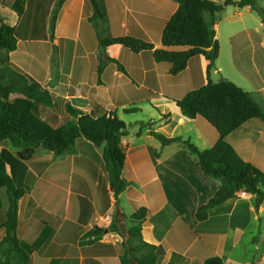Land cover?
Returning <instances> with one entry per match:
<instances>
[{"label":"crops","instance_id":"crops-1","mask_svg":"<svg viewBox=\"0 0 264 264\" xmlns=\"http://www.w3.org/2000/svg\"><path fill=\"white\" fill-rule=\"evenodd\" d=\"M96 1L106 17L100 29L88 0H0V15L16 27L18 37L17 49L1 52L0 60L8 57L11 66L53 97V105L43 107L49 122L61 126L74 120L67 112L71 106L96 117L116 114L127 125L122 179L128 186L119 195L112 189L103 147L85 138L62 156L41 147L31 162L21 161L8 141L0 142L8 173L24 191L16 234L31 249L28 264H123L124 234L141 208L147 209L143 239L166 250L161 264H203L212 256L225 263L263 264L264 202L257 210L255 197L238 196L198 221L199 208L214 197L220 182L202 171L183 144L164 146L153 135L189 140L201 151L217 143L219 134L208 121L185 117L177 105L208 83L209 62L195 57L173 76L171 66L156 62L153 52L101 45L104 38L133 37L162 49V33L178 9L177 1ZM236 10L230 18L240 21L254 12L250 6ZM259 26L261 31L231 33L229 57L242 81L252 87L243 89L264 103L262 21ZM222 71L217 61L213 82L220 81L215 75L225 78ZM262 120L250 121L228 142L264 172ZM4 194L2 190L3 203ZM5 210L0 212V242ZM114 225L119 233L111 230ZM95 229L102 235L88 237Z\"/></svg>","mask_w":264,"mask_h":264},{"label":"trees","instance_id":"trees-1","mask_svg":"<svg viewBox=\"0 0 264 264\" xmlns=\"http://www.w3.org/2000/svg\"><path fill=\"white\" fill-rule=\"evenodd\" d=\"M176 1L178 9L162 33V49L154 50L152 43L133 37L104 38L101 39V45L106 48L119 44L133 53L153 52L156 62L171 66L170 74L173 76L185 71L191 59L199 56L206 58L209 62L208 83L177 101V105L185 117L195 119L200 116L208 121L219 134L217 143L211 149L201 151L189 140L168 138L157 133L153 135L164 146L183 144L197 158L202 171L220 182L214 197L199 208L198 221H206L212 209L238 198L243 192L255 197L258 210L264 202V172L243 159L228 142V137L252 120H264L262 106L250 93L228 79L213 82L211 73L220 56V45L216 38L218 15L229 6L240 9L250 6L258 13L264 25V10L257 6L255 0H226L223 4L210 0ZM88 3L93 9L92 20L97 22L100 29L106 23V17L96 0H88ZM18 13L21 15L23 12L20 10ZM17 47L16 27L5 23L0 15V53H10ZM3 62H6V66H2ZM3 62L0 60V142L8 141L17 150L21 161L31 162L41 147L56 156H62L74 151L79 138H85L96 147H103L112 189L116 195L121 194L128 186L122 179L126 161L122 138L127 125L113 113L96 117L67 106V112L74 120L68 119L65 124L56 126L43 113V107L53 105V97L11 66L8 57ZM8 163L4 153H0V212L5 210L2 190L6 191L8 197L3 223L5 236L0 242V264H28L31 249L21 243L16 234L19 199L24 191L16 188L7 170ZM146 216L147 209H139L132 217V226L123 233V264H161L166 255L163 247L143 239L142 224ZM111 230L119 233L120 227L114 225ZM102 233V230L95 229L88 237H99ZM203 264L232 263H225L221 257L212 256Z\"/></svg>","mask_w":264,"mask_h":264},{"label":"rangeland","instance_id":"rangeland-1","mask_svg":"<svg viewBox=\"0 0 264 264\" xmlns=\"http://www.w3.org/2000/svg\"><path fill=\"white\" fill-rule=\"evenodd\" d=\"M210 1L223 4L226 0H210ZM233 1H241V0H233ZM255 2L259 8H262L264 10V0H255ZM236 11L237 10L235 7L229 6L225 8L217 17L218 21H217L216 26L218 27L216 31H217L218 37L216 38L220 45V56L217 61H218V64L221 65L223 68L221 75H223L225 78L219 75H215L214 77H215V80H217L218 78H220V80L228 79L240 87L242 85L241 88H245L246 90L249 91V89L252 87H249L247 83H244V81H242V77L239 74V71L237 70V68L233 65V63L230 60V57H229V38L230 37L229 36L231 35V33L240 32L244 30V28H250V29L256 30V28L260 27L259 23L261 21V18L258 15V13L255 11L252 12L251 14H245L243 21H240L239 20L240 18H234V19L230 18L232 16V13ZM259 29L261 31V28ZM243 38H244L243 35L238 36L239 40H242ZM255 99L259 101L260 105L262 106L263 112H264V103L260 101L259 96L257 94H255ZM262 123L264 125V120H262ZM4 203H5V206H7L8 197L6 194H4ZM1 259H2V252H0V260Z\"/></svg>","mask_w":264,"mask_h":264},{"label":"built area","instance_id":"built-area-1","mask_svg":"<svg viewBox=\"0 0 264 264\" xmlns=\"http://www.w3.org/2000/svg\"><path fill=\"white\" fill-rule=\"evenodd\" d=\"M240 197H246L247 196V193H241L240 195H239Z\"/></svg>","mask_w":264,"mask_h":264}]
</instances>
